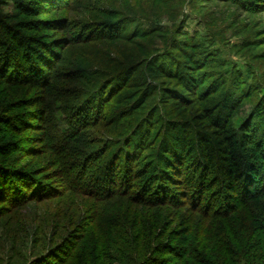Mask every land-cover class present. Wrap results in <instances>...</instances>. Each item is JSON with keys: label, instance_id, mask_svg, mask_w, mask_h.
<instances>
[{"label": "rangeland", "instance_id": "374dc122", "mask_svg": "<svg viewBox=\"0 0 264 264\" xmlns=\"http://www.w3.org/2000/svg\"><path fill=\"white\" fill-rule=\"evenodd\" d=\"M229 168L264 179V0H0V264H226Z\"/></svg>", "mask_w": 264, "mask_h": 264}, {"label": "trees", "instance_id": "16d2710c", "mask_svg": "<svg viewBox=\"0 0 264 264\" xmlns=\"http://www.w3.org/2000/svg\"><path fill=\"white\" fill-rule=\"evenodd\" d=\"M170 159L171 158L166 162L167 165L169 167L176 165V163ZM245 172L246 171L241 169L235 170L229 168L224 174L225 176L222 174L224 176V181L229 179L226 185L230 186L228 187L224 185L225 189H227V187L233 189L235 192L237 191L236 193L239 194L241 198L244 197L243 199L236 201L237 203L232 210L233 213L242 208L248 211L247 215L238 217L236 222H234L238 230L235 229V226L231 222L233 227L230 226V229L233 233L230 234L232 237V239H230L232 240V243H234V246L229 245V247L226 248L227 250L224 251L226 255H224L223 259L226 264H264V186L261 182V189L258 188L261 186L257 185L259 181L264 182V179L262 177L263 175L260 179H255L254 176ZM163 173L166 174V172ZM160 174L158 177L161 178ZM170 174L171 173H169L168 176H170ZM230 180L232 181V184H229ZM224 181L222 180L221 182ZM234 181L237 184L234 183ZM171 182H173V179H171ZM215 215L217 217L219 216V214ZM224 215L226 216H223L222 214V216L219 217H228L230 214L226 213ZM226 221L230 222L231 220L228 219ZM192 252L194 255V250L191 249L190 253Z\"/></svg>", "mask_w": 264, "mask_h": 264}]
</instances>
